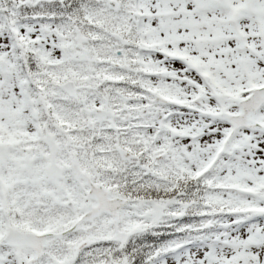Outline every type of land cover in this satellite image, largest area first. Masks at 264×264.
I'll use <instances>...</instances> for the list:
<instances>
[{
  "label": "snow or ice",
  "instance_id": "snow-or-ice-1",
  "mask_svg": "<svg viewBox=\"0 0 264 264\" xmlns=\"http://www.w3.org/2000/svg\"><path fill=\"white\" fill-rule=\"evenodd\" d=\"M0 264H264V0H0Z\"/></svg>",
  "mask_w": 264,
  "mask_h": 264
}]
</instances>
